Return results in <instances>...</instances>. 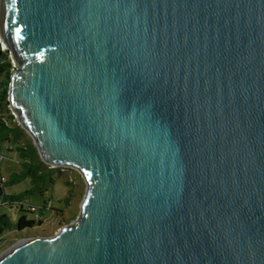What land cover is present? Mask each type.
Returning a JSON list of instances; mask_svg holds the SVG:
<instances>
[{
	"label": "water",
	"instance_id": "95a60500",
	"mask_svg": "<svg viewBox=\"0 0 264 264\" xmlns=\"http://www.w3.org/2000/svg\"><path fill=\"white\" fill-rule=\"evenodd\" d=\"M9 107L76 218L0 264H264V0H0Z\"/></svg>",
	"mask_w": 264,
	"mask_h": 264
},
{
	"label": "trees",
	"instance_id": "16d2710c",
	"mask_svg": "<svg viewBox=\"0 0 264 264\" xmlns=\"http://www.w3.org/2000/svg\"><path fill=\"white\" fill-rule=\"evenodd\" d=\"M13 66L8 50L2 47L0 41V156L4 159L6 152H12L17 158L19 168L12 170L5 178L0 172V204H11L22 209L30 193L45 191L56 174H62L60 167H50L44 163L29 134L19 125L12 115L9 107L8 88ZM3 159H0V166ZM27 178L30 187L21 193L7 194L4 184H15ZM26 211L34 214V219H27L21 214L14 224L5 222V214H0V243L5 239L2 236L4 229L21 230L25 227L39 225V211L29 205ZM63 213L62 210H54V214Z\"/></svg>",
	"mask_w": 264,
	"mask_h": 264
},
{
	"label": "rangeland",
	"instance_id": "374dc122",
	"mask_svg": "<svg viewBox=\"0 0 264 264\" xmlns=\"http://www.w3.org/2000/svg\"><path fill=\"white\" fill-rule=\"evenodd\" d=\"M18 168L15 155L12 152H6L0 166L1 174L6 178L10 171ZM59 170L62 174L54 175L51 184L45 191L27 195V201L22 205V209L11 204H0V214H5L7 224L16 223L21 214H24L27 219H34V214L26 211L29 205L39 211V220L41 221L39 225L25 227L21 230L4 229L2 236L5 240L0 243V255L20 240L30 236L53 234L62 225L70 223L76 218L80 201L84 195L85 182L74 168L60 167ZM29 187L27 178L15 184H4L7 194L21 193ZM54 210H62L63 213L54 214Z\"/></svg>",
	"mask_w": 264,
	"mask_h": 264
},
{
	"label": "built area",
	"instance_id": "2783aa9c",
	"mask_svg": "<svg viewBox=\"0 0 264 264\" xmlns=\"http://www.w3.org/2000/svg\"><path fill=\"white\" fill-rule=\"evenodd\" d=\"M13 66V65H12ZM0 159L2 160L3 158H2V156H0Z\"/></svg>",
	"mask_w": 264,
	"mask_h": 264
},
{
	"label": "crops",
	"instance_id": "0c3cea01",
	"mask_svg": "<svg viewBox=\"0 0 264 264\" xmlns=\"http://www.w3.org/2000/svg\"><path fill=\"white\" fill-rule=\"evenodd\" d=\"M1 214H3V213H1Z\"/></svg>",
	"mask_w": 264,
	"mask_h": 264
}]
</instances>
